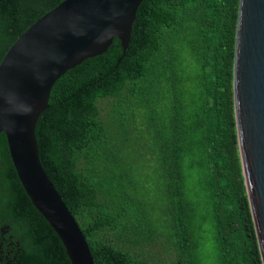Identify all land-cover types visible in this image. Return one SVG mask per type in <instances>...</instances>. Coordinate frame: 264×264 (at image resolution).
<instances>
[{
  "label": "trees",
  "instance_id": "16d2710c",
  "mask_svg": "<svg viewBox=\"0 0 264 264\" xmlns=\"http://www.w3.org/2000/svg\"><path fill=\"white\" fill-rule=\"evenodd\" d=\"M64 0H0V63ZM240 0H144L115 38L54 84L42 165L96 264H264L234 97ZM0 264H71L0 135ZM7 229V228H6Z\"/></svg>",
  "mask_w": 264,
  "mask_h": 264
},
{
  "label": "water",
  "instance_id": "95a60500",
  "mask_svg": "<svg viewBox=\"0 0 264 264\" xmlns=\"http://www.w3.org/2000/svg\"><path fill=\"white\" fill-rule=\"evenodd\" d=\"M144 0H64L38 18L0 63V135L33 205L61 238L71 264H96L87 238L44 169L36 136L55 82L115 38L127 50ZM240 153L264 262V0H240L234 64Z\"/></svg>",
  "mask_w": 264,
  "mask_h": 264
},
{
  "label": "flooded vegetation",
  "instance_id": "af4514ba",
  "mask_svg": "<svg viewBox=\"0 0 264 264\" xmlns=\"http://www.w3.org/2000/svg\"><path fill=\"white\" fill-rule=\"evenodd\" d=\"M8 228H9L8 225L1 228L2 229V236H0V246L2 248V251H1L2 253L5 251V249L2 246H3L4 242H5V240L7 239L6 236L8 234Z\"/></svg>",
  "mask_w": 264,
  "mask_h": 264
}]
</instances>
